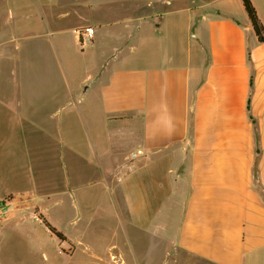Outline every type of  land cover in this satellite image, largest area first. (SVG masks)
Listing matches in <instances>:
<instances>
[{"label":"crops","instance_id":"crops-1","mask_svg":"<svg viewBox=\"0 0 264 264\" xmlns=\"http://www.w3.org/2000/svg\"><path fill=\"white\" fill-rule=\"evenodd\" d=\"M0 200L20 256L99 216L121 264H264V41L243 0H0Z\"/></svg>","mask_w":264,"mask_h":264},{"label":"rangeland","instance_id":"rangeland-1","mask_svg":"<svg viewBox=\"0 0 264 264\" xmlns=\"http://www.w3.org/2000/svg\"><path fill=\"white\" fill-rule=\"evenodd\" d=\"M99 219L100 217L96 216L89 235L75 247L54 243L51 250H46L44 255L33 257L26 249L20 250V256L17 254L19 251L12 246L3 248L4 246L0 245V253L7 254L9 264H121L122 259L117 254L121 248H118V245L110 248V238H112L110 236H115L117 233H110L106 228H100ZM118 237L125 244L126 248L123 250L132 253L130 243L124 238L125 233H120Z\"/></svg>","mask_w":264,"mask_h":264},{"label":"built area","instance_id":"built-area-1","mask_svg":"<svg viewBox=\"0 0 264 264\" xmlns=\"http://www.w3.org/2000/svg\"><path fill=\"white\" fill-rule=\"evenodd\" d=\"M78 42L82 48L88 47L92 44L95 29L92 26H84L77 30ZM145 151L141 148L131 151L123 164V168H126L129 172L133 170L135 162L142 156H144ZM6 202L5 200H0V219L4 218L6 214Z\"/></svg>","mask_w":264,"mask_h":264},{"label":"trees","instance_id":"trees-1","mask_svg":"<svg viewBox=\"0 0 264 264\" xmlns=\"http://www.w3.org/2000/svg\"><path fill=\"white\" fill-rule=\"evenodd\" d=\"M243 3H244L246 11L250 17L252 26L254 28L256 35L258 36L259 41L260 42L264 41V25H263L262 21L260 20L252 1L251 0H243ZM45 223L48 226V228L55 235H57L61 239L65 238V236L60 231H58L54 226H52L47 221H45Z\"/></svg>","mask_w":264,"mask_h":264}]
</instances>
